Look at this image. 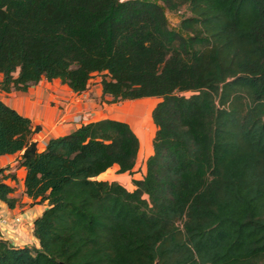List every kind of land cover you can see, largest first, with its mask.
Listing matches in <instances>:
<instances>
[{
  "label": "trees",
  "instance_id": "obj_1",
  "mask_svg": "<svg viewBox=\"0 0 264 264\" xmlns=\"http://www.w3.org/2000/svg\"><path fill=\"white\" fill-rule=\"evenodd\" d=\"M0 0V91L99 74L111 101L155 97L151 153L121 120L80 123L38 150L0 100V156L20 152L23 192L46 206L37 246L0 236V264H264V0ZM0 201L15 199L3 182Z\"/></svg>",
  "mask_w": 264,
  "mask_h": 264
},
{
  "label": "crops",
  "instance_id": "obj_2",
  "mask_svg": "<svg viewBox=\"0 0 264 264\" xmlns=\"http://www.w3.org/2000/svg\"><path fill=\"white\" fill-rule=\"evenodd\" d=\"M87 87L84 91L78 94L72 92L67 87L68 93L70 95L65 100H58V115H53L51 120H47L42 112L43 110H41V108L36 103H34L33 100H29L30 102L28 101L29 103H25L24 107H20L23 108L22 111L19 107H17V104H19V100H17L16 103V101L14 100V97H16V95L13 94V91H1L0 100L3 101L6 105L12 107L19 114L28 117L31 121L32 126H39V130L31 135V140L35 142L37 149L41 150L44 148L45 143L49 138L67 134L74 130L80 123L94 121L101 118H109L104 116L92 117V113L94 112L93 107L97 105V102L95 101L94 97L89 95ZM9 94L12 95V98L6 97ZM99 94L101 95L100 85ZM139 99H141L139 113L143 115L141 119L142 128L138 129L137 132L132 129L127 122L126 123L129 125L138 139L139 146L136 156L146 158L151 153V138L155 128L150 121L149 113L151 108L157 101V98L142 97ZM143 105H145V107ZM142 107H144V109ZM94 114L96 115L95 112ZM81 117L83 118V120L80 122L79 120ZM87 117H89V119ZM19 154L20 152L0 156V168L6 167V169L2 170V175L14 173V179H10L9 177H7L3 180V182L11 188L9 197L15 199L14 206L11 208H8L3 202L0 201V211L5 217L20 215L22 219L21 224L15 229L10 228L9 226L2 227L0 225V236L4 239H7L14 246H37V240L32 234V222L33 219L37 217L45 208L46 204L45 202L38 203L32 201L24 194L23 177L25 170L23 167L17 166V159ZM134 166L135 163L131 171L134 170ZM109 169L115 171L114 166L110 167ZM105 172L101 173L96 178L104 179L101 176ZM142 173L143 170L141 171L139 177H132V180L140 179ZM132 187L133 186H131V188Z\"/></svg>",
  "mask_w": 264,
  "mask_h": 264
},
{
  "label": "rangeland",
  "instance_id": "obj_3",
  "mask_svg": "<svg viewBox=\"0 0 264 264\" xmlns=\"http://www.w3.org/2000/svg\"><path fill=\"white\" fill-rule=\"evenodd\" d=\"M148 1H154L161 7L166 24L170 29L177 31L183 36L188 35L179 27V21L183 17L189 15L185 6L180 7L178 11H168L161 5V3L155 0ZM99 80L100 75L95 73L90 77L87 83V91H89V95L94 97L97 102V105L93 107V111L96 115L93 112L92 117L104 116L121 120L127 122L132 129L138 132V129L142 128L141 119L143 115L139 113L141 99L111 101L109 96H102L99 94ZM13 94L16 95V97H14L16 103L17 100H19L17 107H24L25 103L27 104L30 102L29 100H33L34 103L43 110L42 112L47 120H51L53 115H58V100H65L70 95L67 87L64 84H61L58 79H52L50 81L40 79L36 84L29 86L25 91H13ZM11 96L12 95L9 94L6 97L12 98ZM143 106L145 107V105ZM144 107L142 108L144 109ZM20 109L23 111V108ZM87 118L89 119V117ZM82 120L83 118L81 117L79 121L81 122ZM144 160L145 158L138 156L135 160L134 170L131 172L117 174L112 169H109L101 177L104 179H116V181L127 189H132V177H139L141 171L144 169Z\"/></svg>",
  "mask_w": 264,
  "mask_h": 264
},
{
  "label": "built area",
  "instance_id": "obj_4",
  "mask_svg": "<svg viewBox=\"0 0 264 264\" xmlns=\"http://www.w3.org/2000/svg\"><path fill=\"white\" fill-rule=\"evenodd\" d=\"M21 216L20 215H12L9 217H5L0 211V225L2 227L9 226L12 229H15L21 224Z\"/></svg>",
  "mask_w": 264,
  "mask_h": 264
},
{
  "label": "water",
  "instance_id": "obj_5",
  "mask_svg": "<svg viewBox=\"0 0 264 264\" xmlns=\"http://www.w3.org/2000/svg\"><path fill=\"white\" fill-rule=\"evenodd\" d=\"M153 264H157V262H154Z\"/></svg>",
  "mask_w": 264,
  "mask_h": 264
}]
</instances>
